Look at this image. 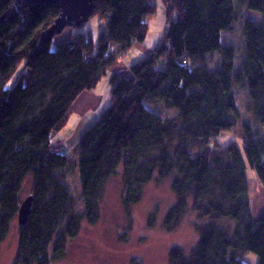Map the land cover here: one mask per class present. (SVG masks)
<instances>
[{"label":"trees","instance_id":"1","mask_svg":"<svg viewBox=\"0 0 264 264\" xmlns=\"http://www.w3.org/2000/svg\"><path fill=\"white\" fill-rule=\"evenodd\" d=\"M163 2L165 39L131 67L132 78L111 77L109 108L70 155L53 149L73 104L144 45L155 0H94L91 18L104 27L98 44L80 34L55 49L56 37L43 45L40 37L58 18L57 8L0 0V245L18 221L23 185L33 177L32 210L28 224L19 226L13 264L63 260L83 225L100 221L106 187L120 174L131 220L143 188L166 180L176 202L165 231H176L189 213L196 217V248L173 247L168 264H248L249 254L264 264V214L254 217L247 180L249 165L264 187V0L248 1L247 10L261 19L244 21L239 67L236 48L222 46V34L239 22L233 0ZM237 88L248 89L246 119ZM147 101L178 115L162 117ZM240 122L243 152L235 142L220 143ZM74 171L80 203L70 186Z\"/></svg>","mask_w":264,"mask_h":264},{"label":"rangeland","instance_id":"2","mask_svg":"<svg viewBox=\"0 0 264 264\" xmlns=\"http://www.w3.org/2000/svg\"><path fill=\"white\" fill-rule=\"evenodd\" d=\"M248 1L233 0L239 22L233 24L232 31L222 34V46H234L236 48L237 67L245 58L244 21L247 19L257 21L260 17V14L247 10ZM155 4L157 10L155 15L148 20L149 31L144 45L136 46L135 48L139 51L132 49L131 52H128L130 54L125 57V61L132 66L142 61L144 57L142 54L148 55L165 39L168 29L166 6L163 0H155ZM103 28V23L98 18H91L82 29H66L61 35L56 36L53 49L80 34L90 35L98 44ZM118 50V47L113 46L111 52L115 54ZM121 62H123L122 59L118 63L119 66ZM211 65L213 68L217 67V55L212 58ZM118 73L124 75L120 69L109 71L92 92L94 95L86 94L80 99L81 101L86 98L100 100L101 103L98 108H92L94 106L92 102L85 105L79 103L78 108H85L80 109L79 112L74 109L75 104H73L72 115L59 134L60 141L55 145V149L64 150L67 154L72 155L75 144L100 120L104 111L109 108L113 89L111 77ZM247 94L248 89L247 91L236 89L237 104L243 119L247 118L245 111ZM148 102H146L147 108L162 117L178 115V111H168L160 103ZM241 133L242 122L231 133H224L220 137V143L226 146L235 142L243 152L245 145ZM71 174L69 177L71 191L80 203V176L78 171ZM247 180L252 189L257 177L256 172L249 165L247 166ZM32 190L33 177L30 175L23 185L22 201L32 194ZM122 193L123 184L120 174L112 179L106 187L101 201L100 221L96 225L84 224L79 236L69 242L64 259L54 264H168V254L173 247H180L186 252L196 248L199 234L195 227L197 220L193 214L189 213L179 228L172 233H168L163 228L164 219L176 202L171 191L170 181H152L143 188L142 201L134 207L132 220L125 212ZM18 240L19 225L16 221L12 225L6 241L0 245V264H13ZM258 261V257L254 254H249L246 259L248 264H258Z\"/></svg>","mask_w":264,"mask_h":264},{"label":"water","instance_id":"3","mask_svg":"<svg viewBox=\"0 0 264 264\" xmlns=\"http://www.w3.org/2000/svg\"><path fill=\"white\" fill-rule=\"evenodd\" d=\"M34 5L49 4L59 10L58 18L52 26L44 31L40 37V45L52 38L61 35L66 29H82L91 19L94 0H24ZM33 205V196L30 195L21 203L18 214V225L25 227L28 224Z\"/></svg>","mask_w":264,"mask_h":264},{"label":"crops","instance_id":"4","mask_svg":"<svg viewBox=\"0 0 264 264\" xmlns=\"http://www.w3.org/2000/svg\"><path fill=\"white\" fill-rule=\"evenodd\" d=\"M261 19V17H258V20ZM136 49V48H134ZM137 51H139L138 49H136ZM131 52V51H130ZM130 53H128L126 56H128ZM144 55V54H142ZM123 62H121L120 66L117 65L116 67H114L113 69H111L110 71H115L116 69H120L121 73L124 74V75H121V76H124V77H127V78H132V74H131V67L132 65L129 64L128 62L125 61V58L122 59ZM135 62V61H134ZM119 74V73H118ZM94 95L92 92L91 93H83L77 100L76 102L74 103V109L75 110H78L80 112V109H85V108H78V105L79 103L81 105H85L86 103H94V106L92 108H98L101 101L100 100H95L93 98H86V99H83L82 101L80 100L84 95ZM81 101V102H79ZM74 111V110H73ZM60 139V138H59ZM62 141V139H61ZM59 143V141H58ZM79 143V142H78ZM75 144L76 146L78 145ZM74 145V146H75ZM249 191H250V196H251V201H252V209H253V215L255 218H258L260 216H262L264 214V187L261 185V183L259 182V180L257 179V181L254 183V185L252 186V189H251V186L249 187ZM255 194V195H254Z\"/></svg>","mask_w":264,"mask_h":264},{"label":"built area","instance_id":"5","mask_svg":"<svg viewBox=\"0 0 264 264\" xmlns=\"http://www.w3.org/2000/svg\"><path fill=\"white\" fill-rule=\"evenodd\" d=\"M53 151L57 152L58 150L54 148Z\"/></svg>","mask_w":264,"mask_h":264}]
</instances>
